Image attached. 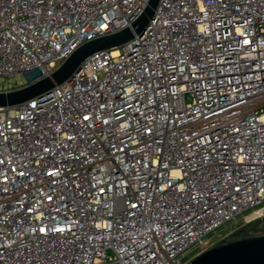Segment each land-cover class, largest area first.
<instances>
[{
    "label": "built area",
    "instance_id": "built-area-1",
    "mask_svg": "<svg viewBox=\"0 0 264 264\" xmlns=\"http://www.w3.org/2000/svg\"><path fill=\"white\" fill-rule=\"evenodd\" d=\"M148 2L0 0V76L37 81ZM248 211L264 215V0H158L143 34L0 106V264H183Z\"/></svg>",
    "mask_w": 264,
    "mask_h": 264
},
{
    "label": "water",
    "instance_id": "water-1",
    "mask_svg": "<svg viewBox=\"0 0 264 264\" xmlns=\"http://www.w3.org/2000/svg\"><path fill=\"white\" fill-rule=\"evenodd\" d=\"M157 2L158 0H149L144 11L130 26L78 46L49 75L20 87L0 91V106L19 104L48 94L55 85L69 79L82 61L92 53L121 45L135 34H143L149 20L154 16ZM240 232L236 231L230 240L221 239L184 264H264V234L239 237Z\"/></svg>",
    "mask_w": 264,
    "mask_h": 264
},
{
    "label": "rangeland",
    "instance_id": "rangeland-1",
    "mask_svg": "<svg viewBox=\"0 0 264 264\" xmlns=\"http://www.w3.org/2000/svg\"><path fill=\"white\" fill-rule=\"evenodd\" d=\"M25 83L26 77L23 74H14L9 77L0 76L1 88H15ZM238 230L241 231L239 233V237L264 234V215L257 216V214H252L250 211L239 215L236 219L221 226L215 232L210 233L209 236L211 237V240L209 241L206 248L215 245L223 238L227 237V240L232 239V235ZM204 249L191 247V249L188 251V254L182 258L181 262L184 264Z\"/></svg>",
    "mask_w": 264,
    "mask_h": 264
},
{
    "label": "snow or ice",
    "instance_id": "snow-or-ice-1",
    "mask_svg": "<svg viewBox=\"0 0 264 264\" xmlns=\"http://www.w3.org/2000/svg\"><path fill=\"white\" fill-rule=\"evenodd\" d=\"M134 207H135V205H134ZM41 231H43V229H41Z\"/></svg>",
    "mask_w": 264,
    "mask_h": 264
},
{
    "label": "flooded vegetation",
    "instance_id": "flooded-vegetation-1",
    "mask_svg": "<svg viewBox=\"0 0 264 264\" xmlns=\"http://www.w3.org/2000/svg\"><path fill=\"white\" fill-rule=\"evenodd\" d=\"M225 239H227V237Z\"/></svg>",
    "mask_w": 264,
    "mask_h": 264
}]
</instances>
